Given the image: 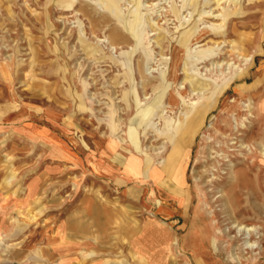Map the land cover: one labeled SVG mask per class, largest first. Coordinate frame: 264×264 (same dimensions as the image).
I'll return each instance as SVG.
<instances>
[{"label": "rangeland", "instance_id": "374dc122", "mask_svg": "<svg viewBox=\"0 0 264 264\" xmlns=\"http://www.w3.org/2000/svg\"><path fill=\"white\" fill-rule=\"evenodd\" d=\"M117 5L0 0V264H264V0Z\"/></svg>", "mask_w": 264, "mask_h": 264}, {"label": "bare ground", "instance_id": "6f19581e", "mask_svg": "<svg viewBox=\"0 0 264 264\" xmlns=\"http://www.w3.org/2000/svg\"><path fill=\"white\" fill-rule=\"evenodd\" d=\"M132 1V0H131ZM188 1V0H187ZM70 2L72 3L73 2V0H70ZM103 2L106 4V6L115 14V15H117V16H119L120 15V13H119V9H118V5H117V2H118V0H103ZM135 2V1H134ZM153 4V3H152ZM186 4H187V2H186ZM104 5V4H103ZM137 6V5H136ZM146 6H148V4L146 5ZM185 6V5H184ZM192 6H193V4H192ZM105 8V7H104ZM94 9V8H93ZM81 12V11H80ZM138 12V11H137ZM135 14V13H134ZM123 15V14H122ZM124 17V16H123ZM86 18V17H85ZM126 18V17H125ZM180 18V17H179ZM119 20V19H118ZM132 20V19H131ZM148 21V20H147ZM137 24V23H136ZM196 27V26H195ZM205 28H207V27H209L208 25H206V26H204ZM150 30V29H149ZM183 31V30H182ZM203 31V30H202ZM202 31H200V30H198V32H196L195 33V38H198L199 36H201V35H203V32ZM194 32H195V28H194ZM193 32V33H194ZM147 33V32H146ZM167 33V32H166ZM184 33V32H183ZM178 35V34H177ZM194 36V35H193ZM133 37H134V35H133ZM202 37V36H201ZM205 37V36H204ZM174 38V37H173ZM183 39V38H182ZM191 39V38H190ZM201 40V39H200ZM114 41V40H113ZM186 41V40H185ZM164 42V41H163ZM175 42V41H174ZM112 43V42H111ZM215 43V42H214ZM218 43V42H217ZM230 43V42H229ZM164 46V45H163ZM158 47V46H157ZM218 47H219V44H218ZM233 50V49H232ZM221 51V50H220ZM235 51V50H234ZM234 51H233V53H234ZM238 52V51H237ZM237 56H239L242 60H247V56L248 55H243V54H241L240 52H238V55ZM209 57V56H208ZM208 57H207V59H208ZM162 59H167V58H163L162 57ZM192 59V58H191ZM213 59V58H212ZM178 59H176L174 62H173V64L171 65V73H172V75H173V77H175L176 76V72H177V65H178ZM253 61V57H251V59H250V62H249V64L251 63ZM165 62H168V61H165ZM223 62L225 63V64H230L229 62H227V61H218V62H216V65H219V64H223ZM190 63V62H189ZM191 63H193V62H191ZM186 64H187V61H184L183 62V66H182V70H184V72H185V77H184V81H186V83L188 84V86L191 88V91H192V94L193 95H197V96H199L201 99H207V98H209V97H214L215 98V95H217L219 92H220V90H216L217 92H215V88H210V85L211 84H213L212 82H211V80L210 79H208V78H201V77H199L198 75H197V73L196 74H194V72H189L188 71V68L186 67ZM194 65V64H193ZM233 67L234 68H236L237 69V71H236V74H234L233 76H230L229 77V80H232V78L233 77H242V75L244 74V72H243V69H241L240 70V66H235V65H233ZM7 72V71H6ZM240 72V73H239ZM8 73V72H7ZM162 74V78H160L159 79V82H160V84L161 83H163V82H165L164 81V72L163 73H161ZM5 75V74H4ZM202 75V74H201ZM244 77V76H243ZM242 77V78H243ZM143 78V77H142ZM223 80V79H222ZM234 81V80H233ZM236 81V80H235ZM153 84V83H152ZM184 84V82L183 81H181L180 83L178 82V86H177V91L175 92V93H173L172 95H170V98H171V100L173 99V101H174V103H175V105L174 106H177V104L179 103V104H181V105H184V106H186V105H188V101L186 100V98H185V96L183 95V92H184V89H185V85H183ZM167 85H168V83H167ZM166 84L164 85L165 87L167 86ZM227 84H225L224 86H226ZM151 86V85H150ZM218 87V86H217ZM257 87V84L255 83L254 85H252V89H255ZM146 88V87H145ZM219 88V87H218ZM143 89V88H142ZM222 89V88H221ZM171 91V90H170ZM240 95H241V93L242 92H238ZM192 95V96H193ZM135 98H136V101L138 102V103H140V100H139V98H138V96L136 95L135 96ZM249 103L248 104H244V106L245 107H247L245 110H247L249 113H253V111H252V109H253V103H254V100L252 101V99H249ZM261 101V100H260ZM259 101V102H260ZM214 102H215V100H214ZM232 102H234V101H232ZM169 103H171V102H169ZM200 104L198 105V102H192V104L193 105H191L190 106V109H189V111L185 114L186 115V117H189L188 115L189 114H192V115H190V119H189V121L187 122V125H186V128H185V131L186 130H188V129H190L191 128V126H193L194 125V122L196 121V119L199 117V116H203L204 114H205V112H206V110L211 106L209 103H210V101H208L207 100V102L205 101V102H199ZM227 103L225 102V103H223V108H225L224 110H229L230 109V107H232V105L231 104H227ZM262 105H261V107H258V105H257V113H261V112H264V102H262L261 103ZM255 106V105H254ZM167 106H164L163 108H162V111L166 108ZM168 107H172L171 105H168ZM234 114V113H233ZM208 115V114H207ZM186 122V121H185ZM233 127V126H232ZM175 132V131H174ZM174 132H172V133H163V134H165L167 137H168V140L169 141H171V142H173V136H174ZM227 143V142H226ZM242 144V143H241ZM262 150H264V146L262 147ZM212 152V151H211ZM264 153V152H263ZM216 155V154H215ZM217 156V155H216ZM160 160V161H159ZM150 161V160H149ZM148 161V162H149ZM157 163L159 164V166L157 165V164H153L152 166L154 167V169L156 170V172H157V174L160 176L161 175V172H162V168H160L161 166L160 165H163L164 163H165V159L164 158H159L158 160H157ZM213 166V165H212ZM212 168V167H211ZM233 171V170H232ZM238 181V180H237ZM243 185V184H242ZM211 202V201H210ZM25 222V221H24ZM238 228V230H241V229H243V230H246L248 233H250V232H252V231H255V229H254V227H246V226H242V225H236ZM4 234V233H3ZM254 235V234H253ZM3 237V236H2ZM248 238V237H247ZM246 238V239H247ZM238 240V239H237ZM236 240V241H237ZM249 240V239H248ZM214 241H215V239H214V237H212V245H213V248L214 249H217V246L214 244ZM244 241V240H243ZM251 241H253V240H251ZM246 245H247V247H253L254 248V242H246ZM40 257V256H39ZM238 264H241L240 263V255L239 254H237V252H234L233 254H232V256H231Z\"/></svg>", "mask_w": 264, "mask_h": 264}, {"label": "crops", "instance_id": "0c3cea01", "mask_svg": "<svg viewBox=\"0 0 264 264\" xmlns=\"http://www.w3.org/2000/svg\"><path fill=\"white\" fill-rule=\"evenodd\" d=\"M174 203H175V201H172V202H171V206H170L171 210H173V213H175V212L178 211L177 208H175ZM172 204H173V205H172Z\"/></svg>", "mask_w": 264, "mask_h": 264}]
</instances>
